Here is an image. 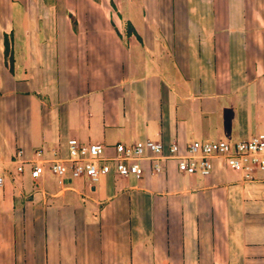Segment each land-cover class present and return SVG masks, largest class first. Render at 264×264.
I'll return each mask as SVG.
<instances>
[{
    "label": "crops",
    "instance_id": "1",
    "mask_svg": "<svg viewBox=\"0 0 264 264\" xmlns=\"http://www.w3.org/2000/svg\"><path fill=\"white\" fill-rule=\"evenodd\" d=\"M261 133L264 0H0V264H264L263 173L146 161L139 180L91 186L30 164L73 138Z\"/></svg>",
    "mask_w": 264,
    "mask_h": 264
},
{
    "label": "built area",
    "instance_id": "2",
    "mask_svg": "<svg viewBox=\"0 0 264 264\" xmlns=\"http://www.w3.org/2000/svg\"><path fill=\"white\" fill-rule=\"evenodd\" d=\"M59 156L60 152L54 153L47 169L48 161L44 159L43 152H37V158L30 162L33 164L31 177L37 180L48 171L61 184L68 179L84 177L91 186H95L111 174L139 180L145 174L146 161L153 163V174H160L163 160L175 161L181 173L208 177L214 171L215 161L221 160L226 168L252 178L257 171L264 172V133L235 144L226 141L192 142L185 148L177 143L166 148L153 140L107 147L82 143L73 138L67 142V157ZM22 169L19 168L20 171ZM3 186L4 178L0 176V189Z\"/></svg>",
    "mask_w": 264,
    "mask_h": 264
},
{
    "label": "trees",
    "instance_id": "3",
    "mask_svg": "<svg viewBox=\"0 0 264 264\" xmlns=\"http://www.w3.org/2000/svg\"><path fill=\"white\" fill-rule=\"evenodd\" d=\"M5 45H6V53H7L9 51V45H8L7 37L5 39Z\"/></svg>",
    "mask_w": 264,
    "mask_h": 264
},
{
    "label": "rangeland",
    "instance_id": "4",
    "mask_svg": "<svg viewBox=\"0 0 264 264\" xmlns=\"http://www.w3.org/2000/svg\"><path fill=\"white\" fill-rule=\"evenodd\" d=\"M260 173H263L264 174V172H262V171H257L254 175H258V174H260Z\"/></svg>",
    "mask_w": 264,
    "mask_h": 264
}]
</instances>
